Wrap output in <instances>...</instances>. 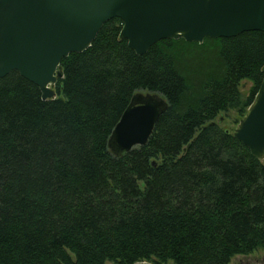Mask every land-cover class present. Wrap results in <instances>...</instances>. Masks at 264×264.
Returning <instances> with one entry per match:
<instances>
[{
    "label": "trees",
    "instance_id": "trees-1",
    "mask_svg": "<svg viewBox=\"0 0 264 264\" xmlns=\"http://www.w3.org/2000/svg\"><path fill=\"white\" fill-rule=\"evenodd\" d=\"M120 28L106 21L60 60L51 101L17 72L0 79V264H229L264 251V161L214 123L252 104L264 33L165 39L136 56ZM137 92L167 108L143 147L114 157L107 138Z\"/></svg>",
    "mask_w": 264,
    "mask_h": 264
},
{
    "label": "water",
    "instance_id": "water-1",
    "mask_svg": "<svg viewBox=\"0 0 264 264\" xmlns=\"http://www.w3.org/2000/svg\"><path fill=\"white\" fill-rule=\"evenodd\" d=\"M113 18L121 22L118 41L141 56L165 39L200 44L264 33V0H0V79L17 72L37 87L41 101L53 100L60 60L86 50ZM260 72L253 102L231 133L258 161L264 159V64ZM166 108L157 93H134L107 138L110 154L143 147Z\"/></svg>",
    "mask_w": 264,
    "mask_h": 264
},
{
    "label": "rangeland",
    "instance_id": "rangeland-1",
    "mask_svg": "<svg viewBox=\"0 0 264 264\" xmlns=\"http://www.w3.org/2000/svg\"><path fill=\"white\" fill-rule=\"evenodd\" d=\"M250 84L247 82H241V92L245 94L249 89ZM237 116L234 112H228L227 114L218 116L214 123L223 130L232 132L236 128ZM264 161V159L262 160ZM229 264H264V251H256L246 256H236Z\"/></svg>",
    "mask_w": 264,
    "mask_h": 264
}]
</instances>
